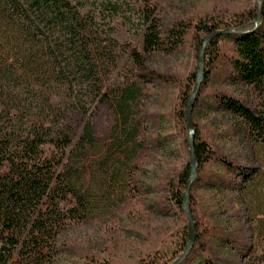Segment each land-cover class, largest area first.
<instances>
[{"label":"trees","instance_id":"obj_1","mask_svg":"<svg viewBox=\"0 0 264 264\" xmlns=\"http://www.w3.org/2000/svg\"><path fill=\"white\" fill-rule=\"evenodd\" d=\"M81 3L0 0V264H51L58 250L57 235L76 214L72 213L75 208L64 206L68 196L82 205V215L77 217L87 216L85 198L76 186L86 152L95 143L93 124L86 118L87 105H113L120 127L126 124L134 91H125L112 104L103 88V69L97 62L100 56L96 57L104 46L94 27V15H82ZM109 5V12L114 13L115 4ZM256 14L257 3L235 12L230 19L210 17L192 24L175 23L163 34L153 24L146 26L145 51L175 49L191 29L195 64L179 82L173 109L182 149H188L185 105L196 82L200 47L207 34L224 29L234 31L218 34L205 45L203 76L192 113L209 93L241 119L251 138L264 142V0L257 23ZM225 37L231 40L227 42ZM133 53L139 61V54ZM219 68L228 70L230 77L250 89L254 105L224 91L210 92V79ZM150 77L163 79L152 71ZM193 149L197 175L190 187L188 206L195 239L184 260L187 264L192 257L203 255L202 264H217L210 253L215 229L193 189L207 176L206 166L211 161L221 163L234 176L241 173L233 160L200 135L195 122ZM189 175L186 158L167 180L164 199L180 211ZM186 227L184 224L176 231L171 246L157 250L140 264H170L177 259L188 242ZM15 249L17 259H13ZM259 258L257 264H263L264 246ZM83 264L111 263L91 258Z\"/></svg>","mask_w":264,"mask_h":264},{"label":"rangeland","instance_id":"obj_2","mask_svg":"<svg viewBox=\"0 0 264 264\" xmlns=\"http://www.w3.org/2000/svg\"><path fill=\"white\" fill-rule=\"evenodd\" d=\"M74 1L82 2V15H94V27L104 46L96 55L100 56L97 62L112 104L127 90H133L134 96L127 102L124 127L113 105H87L95 143L80 168L75 160L80 170H73L80 172L76 186L85 198L87 216L77 217L82 215V205L68 196L64 206L75 208L72 213L76 214L57 235L58 250L51 264H83L91 258L140 264L171 246L176 231L187 226L184 209L180 211L164 197L172 172L188 159V149H182L176 133L173 109L179 82L195 64L191 29L175 49L145 51V28L153 24L163 34L175 23L192 24L210 17L226 20L258 0ZM109 2L115 4L114 13L109 12ZM133 52L139 54V61ZM151 71L163 75L162 81L150 77ZM209 89L255 103L250 89L225 69H217ZM192 119L200 135L233 160L241 173L234 176L221 163L211 161L207 176L194 186L208 222L223 235L214 231L210 253L217 264H257L264 246V142L251 138L241 119L209 93ZM13 259H17V249ZM202 260L203 255H197L187 264H202Z\"/></svg>","mask_w":264,"mask_h":264},{"label":"water","instance_id":"obj_3","mask_svg":"<svg viewBox=\"0 0 264 264\" xmlns=\"http://www.w3.org/2000/svg\"><path fill=\"white\" fill-rule=\"evenodd\" d=\"M260 5H261V0H258L257 3V14L254 19L255 23L260 18ZM234 30L231 29H224V30H216L214 32H211L207 34L202 42V45L200 47L199 53H198V65L196 69V82L195 85L188 97V100L185 105V119H186V127L188 129V136H187V144H188V162L190 166V175L189 179L187 181L185 190L182 195V206L185 211L186 217H187V235H188V242L186 244L185 251L173 262L170 264H180L182 260L185 258V256L188 254L190 251L194 239H195V232H194V221L193 217L191 214V211L188 206V200L190 196V187L193 182V180L196 178L197 175V170H196V158L194 155V149H193V138H194V124H193V119H192V107L196 98V95L199 91V87L201 84L202 76H203V63H204V48L206 43L208 42L209 39L212 37L221 34V33H227V32H233Z\"/></svg>","mask_w":264,"mask_h":264}]
</instances>
